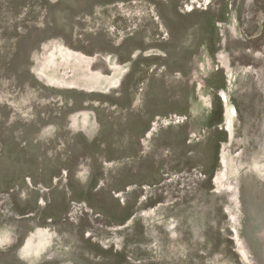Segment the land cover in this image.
<instances>
[{
    "label": "rangeland",
    "instance_id": "374dc122",
    "mask_svg": "<svg viewBox=\"0 0 264 264\" xmlns=\"http://www.w3.org/2000/svg\"><path fill=\"white\" fill-rule=\"evenodd\" d=\"M0 264H264V0H0Z\"/></svg>",
    "mask_w": 264,
    "mask_h": 264
},
{
    "label": "crops",
    "instance_id": "0c3cea01",
    "mask_svg": "<svg viewBox=\"0 0 264 264\" xmlns=\"http://www.w3.org/2000/svg\"><path fill=\"white\" fill-rule=\"evenodd\" d=\"M138 127H143V126H138ZM140 130V129H139ZM148 129L146 128V129H141V131H144V132H146Z\"/></svg>",
    "mask_w": 264,
    "mask_h": 264
},
{
    "label": "bare ground",
    "instance_id": "6f19581e",
    "mask_svg": "<svg viewBox=\"0 0 264 264\" xmlns=\"http://www.w3.org/2000/svg\"><path fill=\"white\" fill-rule=\"evenodd\" d=\"M74 59V58H73ZM76 62H77V60H76ZM90 81V80H89ZM88 82V81H87Z\"/></svg>",
    "mask_w": 264,
    "mask_h": 264
}]
</instances>
